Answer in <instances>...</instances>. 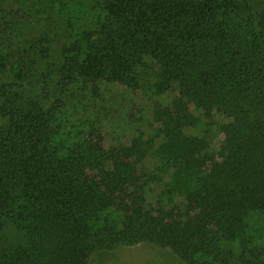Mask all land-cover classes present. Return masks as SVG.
Masks as SVG:
<instances>
[{
    "label": "trees",
    "instance_id": "obj_1",
    "mask_svg": "<svg viewBox=\"0 0 264 264\" xmlns=\"http://www.w3.org/2000/svg\"><path fill=\"white\" fill-rule=\"evenodd\" d=\"M63 1L0 0V264H90L138 243L264 264V0ZM110 84L175 91L154 134L109 143ZM215 113L212 147L195 130ZM151 152L178 167L179 203L149 201Z\"/></svg>",
    "mask_w": 264,
    "mask_h": 264
},
{
    "label": "rangeland",
    "instance_id": "obj_2",
    "mask_svg": "<svg viewBox=\"0 0 264 264\" xmlns=\"http://www.w3.org/2000/svg\"><path fill=\"white\" fill-rule=\"evenodd\" d=\"M67 6L64 9L69 14L76 13L77 9L83 13L89 9L90 0H65ZM4 6V4H1ZM28 3H26V7ZM14 10H19L20 5H12ZM11 9V8H10ZM9 9V10H10ZM6 10V9H5ZM88 12V11H87ZM3 8L0 6V19L3 22ZM105 87V86H104ZM103 92V103L106 110L103 114L102 124L107 131L109 143H125L131 137L141 131L146 136L154 134L157 126L153 124L152 109L157 103L167 101L174 95L171 90L164 94H155L152 89L146 87L139 92H134L128 87L110 84ZM136 107L134 117H129V110ZM226 120L219 113L212 118L203 117L198 130L203 133L208 129V137L212 147L219 145L218 134L215 133V123ZM168 165L163 159L151 152L145 159L143 169L148 177L147 197L151 203L163 202L165 204L179 203L184 199V178L177 169ZM90 264H186L171 249L156 244L138 243L132 246H118L109 250L97 252L91 259Z\"/></svg>",
    "mask_w": 264,
    "mask_h": 264
}]
</instances>
